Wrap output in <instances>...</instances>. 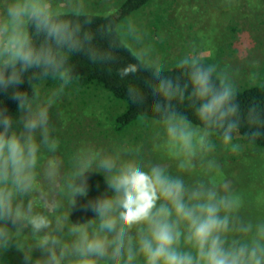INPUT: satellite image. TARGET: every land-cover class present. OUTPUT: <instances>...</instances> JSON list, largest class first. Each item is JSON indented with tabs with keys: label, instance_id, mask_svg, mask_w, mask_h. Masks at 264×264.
Returning a JSON list of instances; mask_svg holds the SVG:
<instances>
[{
	"label": "clouds",
	"instance_id": "9594fccd",
	"mask_svg": "<svg viewBox=\"0 0 264 264\" xmlns=\"http://www.w3.org/2000/svg\"><path fill=\"white\" fill-rule=\"evenodd\" d=\"M92 23L86 0H0V94L19 113L0 101V254L15 249L22 264H264V218L242 214L245 198L214 157L217 140L242 151V127L249 143L264 136V109L242 110L233 73L208 62L195 43L173 76L134 17L95 32ZM121 47L136 61L120 71L122 79L149 73L144 86L160 128L153 150L175 162L176 174L168 164L146 165L140 146L82 142L67 165L59 154L50 113L78 79L72 56L111 64ZM49 80L54 87L42 92ZM127 96L146 101L133 82ZM184 103L198 124L180 110ZM94 173L105 189L87 199ZM77 208L91 216L73 222Z\"/></svg>",
	"mask_w": 264,
	"mask_h": 264
},
{
	"label": "rangeland",
	"instance_id": "374dc122",
	"mask_svg": "<svg viewBox=\"0 0 264 264\" xmlns=\"http://www.w3.org/2000/svg\"><path fill=\"white\" fill-rule=\"evenodd\" d=\"M121 1L86 0V4L89 12L108 13ZM129 17L146 31L148 42L166 67L195 43L208 54V62L233 73L237 89L264 83V0H150ZM52 87L53 81H45L41 91ZM120 109L102 88L70 85L50 113L65 164L82 142L107 148L126 144L141 147L146 165L168 164L176 174L175 162L153 150V138L160 131L153 120L140 118L120 136L106 132ZM214 157L224 178L246 198L249 207L253 210L257 204L258 211L264 210V149L243 145L239 154H233L217 140ZM193 178L185 176L186 180Z\"/></svg>",
	"mask_w": 264,
	"mask_h": 264
},
{
	"label": "trees",
	"instance_id": "16d2710c",
	"mask_svg": "<svg viewBox=\"0 0 264 264\" xmlns=\"http://www.w3.org/2000/svg\"><path fill=\"white\" fill-rule=\"evenodd\" d=\"M150 0H122L118 6L108 13H93L89 12L92 17L93 23L91 24V30L97 31L98 29L105 27L109 22L121 23L125 18L129 17L133 13L142 9L147 5ZM186 6V5H185ZM197 7V6H196ZM96 43L101 47H107V40L97 37ZM116 59L111 64L99 65L93 64L83 55H75L71 58V64L74 66L78 79L71 85L78 88H87L89 86H96L102 88L108 94L118 102L121 106L119 111H116L112 116L111 121L108 123V130L110 134L120 136L140 118H147L154 120L155 114L152 112L153 98L150 94V90L144 86V81L149 79V73L145 71H138L135 77L128 76L121 78L120 71L126 69L129 66H134L136 61L133 54L125 47H121L116 50ZM168 74L178 75V70L175 68V64L166 67ZM129 82L137 84L143 89L146 96L144 104H134L130 102L127 96V87ZM22 90L30 91L27 83L21 86ZM238 100L240 102L242 110H247L249 105H258L264 109V83L259 85H250L238 89ZM0 101L3 102V106L7 107L8 111L16 117L17 115V102L13 101L6 94H0ZM181 111L185 112L193 123H199L196 119L193 110L187 103L179 105ZM247 131V127H242L240 130V139L237 142L242 145L264 149V136L258 138L254 143H249L246 139H243V133ZM176 171V170H174ZM90 190L87 199H91L99 194V192L105 189V181L102 174L94 173L90 174ZM99 185V187H97ZM246 206L243 209V215L253 220L257 218H264V210L258 211L257 204L254 209L249 207V202L246 200ZM78 203L83 204L84 198H78ZM64 211H68L67 201H65ZM91 216V213H85L79 208L73 210L70 219L73 222L78 220H85ZM39 253L37 252L36 255ZM0 264H22V253L15 249H10L4 254H0Z\"/></svg>",
	"mask_w": 264,
	"mask_h": 264
}]
</instances>
